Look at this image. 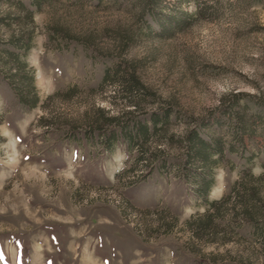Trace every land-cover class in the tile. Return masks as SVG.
Instances as JSON below:
<instances>
[{"label":"rangeland","instance_id":"obj_1","mask_svg":"<svg viewBox=\"0 0 264 264\" xmlns=\"http://www.w3.org/2000/svg\"><path fill=\"white\" fill-rule=\"evenodd\" d=\"M96 258L264 264V0H0V264Z\"/></svg>","mask_w":264,"mask_h":264},{"label":"crops","instance_id":"obj_2","mask_svg":"<svg viewBox=\"0 0 264 264\" xmlns=\"http://www.w3.org/2000/svg\"><path fill=\"white\" fill-rule=\"evenodd\" d=\"M97 260H95V259H92L91 260V264H97L98 262H99V258H96ZM16 263V262H15ZM58 263H59V261H58ZM42 264H56V263H54V262H52V261H49V260H44L43 261V263Z\"/></svg>","mask_w":264,"mask_h":264},{"label":"trees","instance_id":"obj_3","mask_svg":"<svg viewBox=\"0 0 264 264\" xmlns=\"http://www.w3.org/2000/svg\"><path fill=\"white\" fill-rule=\"evenodd\" d=\"M211 217H212L211 215H208V216H207V220H206L205 223H203V225H207V224H209Z\"/></svg>","mask_w":264,"mask_h":264}]
</instances>
